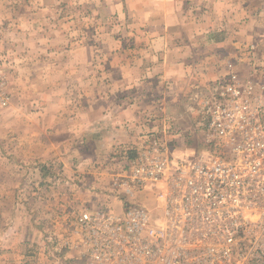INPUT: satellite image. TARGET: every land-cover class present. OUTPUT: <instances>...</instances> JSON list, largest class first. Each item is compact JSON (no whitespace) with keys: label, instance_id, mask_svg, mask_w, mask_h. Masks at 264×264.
<instances>
[{"label":"rangeland","instance_id":"rangeland-1","mask_svg":"<svg viewBox=\"0 0 264 264\" xmlns=\"http://www.w3.org/2000/svg\"><path fill=\"white\" fill-rule=\"evenodd\" d=\"M99 3L0 0V264L81 263L70 224L85 210L109 208L120 213L140 204L158 214L159 187L148 186L130 196L114 186V176L158 148L174 160L197 159L211 151L210 109L224 98L218 82L231 72L228 62L236 59V71L247 72L248 46L253 43L258 44L257 59L249 64L264 62V45L259 41L231 48L214 44L220 38L226 44L234 42L235 32L210 31V16L194 10L184 14L191 28L174 38L186 41L190 73L169 82L155 74L165 73L166 59L152 58L153 38L145 27L141 29L130 15H103ZM65 71L78 74L71 82L77 83L72 86L77 104L91 93L86 94V88L94 87L106 103L149 107L142 109L136 142L101 145L106 150L94 159L71 158L58 153L50 140L39 142L44 128L36 120L34 128L33 122L24 123L22 94L37 87L42 94L54 80L61 82ZM56 136L53 132L51 139ZM76 145L85 149L82 142ZM22 219L28 223L27 231L20 230ZM8 222L19 228L10 230Z\"/></svg>","mask_w":264,"mask_h":264},{"label":"built area","instance_id":"built-area-1","mask_svg":"<svg viewBox=\"0 0 264 264\" xmlns=\"http://www.w3.org/2000/svg\"><path fill=\"white\" fill-rule=\"evenodd\" d=\"M248 49L249 70L231 60L218 82L212 150L174 160L158 148L125 166L114 186L130 196L159 187V213L80 212L70 224L79 264H264V62L249 64L258 44Z\"/></svg>","mask_w":264,"mask_h":264},{"label":"crops","instance_id":"crops-1","mask_svg":"<svg viewBox=\"0 0 264 264\" xmlns=\"http://www.w3.org/2000/svg\"><path fill=\"white\" fill-rule=\"evenodd\" d=\"M99 1V5L103 7L101 10L103 15L104 13L105 15L118 14L121 17L130 15L141 25V29L143 26L145 27V31L150 33V38H153L150 42L152 58L166 59L165 73L160 75V72H155V74L169 79V82L181 76L185 77L187 73L188 75L190 73L187 70V65L190 63L187 61V52L184 50L186 41L175 42L174 40L175 35H178L179 32L191 28L189 25L187 27L185 23V13L194 14L195 11L197 15L203 12L207 13L210 16L207 24L209 27L212 26L210 31L224 32L227 30L235 32L234 42L231 40L232 43L226 44V41H222L223 38H220L216 42L213 41L214 44L222 47L228 45L231 48L247 42L259 41L261 45H264V0ZM201 1L205 5L202 6ZM206 2L209 4L206 5ZM191 4H194V9ZM192 29L198 32L195 27ZM72 75L73 72L65 71V79H61V82L54 80L52 86L48 85L50 88L42 94H38V87L28 88L26 93L22 94V104L25 106L26 112L24 123L30 124L36 120L39 128H44L45 135L40 136L38 141L50 140L58 153L68 155L71 158L92 159L106 150L101 145L114 144L115 142H136L140 134L138 124L142 122V109L145 110L149 107L142 103L133 106L106 103L101 92L95 91L98 88L94 87L86 88L85 93L87 94L89 91L91 93L87 94V98L83 102L77 104L72 92L74 83L71 82L78 78V74ZM65 80L63 86L62 83ZM25 95H27V99H24ZM37 124L33 122L32 128ZM50 127H53L52 131H49ZM53 132L57 135L55 140L51 139ZM80 142L85 144L82 146L85 147L84 150L77 147L76 144ZM61 144H67V149L62 150ZM90 148L91 151L89 152ZM59 158L63 157L59 156ZM44 159L48 158L45 157ZM25 203L23 201V207ZM116 208L121 210L122 205L117 203ZM21 213L24 214L23 211ZM56 216L53 214V218ZM8 224L11 225L10 230L19 228L17 223L13 225V223L8 222ZM21 224L20 230L27 231L24 230L27 228L25 226L28 224L27 221L22 219Z\"/></svg>","mask_w":264,"mask_h":264}]
</instances>
